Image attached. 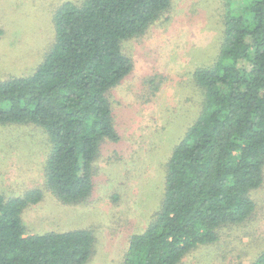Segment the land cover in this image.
<instances>
[{"label": "trees", "instance_id": "obj_1", "mask_svg": "<svg viewBox=\"0 0 264 264\" xmlns=\"http://www.w3.org/2000/svg\"><path fill=\"white\" fill-rule=\"evenodd\" d=\"M171 2H63L42 61L28 76L0 81V125L43 129L44 187L60 202L91 196L101 146L119 140L110 93L133 68L124 43L142 37ZM224 6L217 57L193 72L202 108L166 162L159 208L130 237L120 264H180L255 210L249 192L264 180V0ZM42 197L39 187L9 198L0 193V264H86L92 229L26 232L23 211ZM252 264H264V252Z\"/></svg>", "mask_w": 264, "mask_h": 264}, {"label": "rangeland", "instance_id": "obj_2", "mask_svg": "<svg viewBox=\"0 0 264 264\" xmlns=\"http://www.w3.org/2000/svg\"><path fill=\"white\" fill-rule=\"evenodd\" d=\"M66 1L78 0H0V81L28 76L38 66L54 40L53 14ZM225 11L224 0H172L161 20L124 43L133 68L110 93L119 140L101 146L86 202L64 204L45 189L48 141L41 127L0 125V193L43 191L23 211L27 233L92 229L94 251L86 264H120L130 237L159 208L166 162L202 108L193 72L217 57ZM249 193L252 216L180 264H252L264 252V180Z\"/></svg>", "mask_w": 264, "mask_h": 264}]
</instances>
